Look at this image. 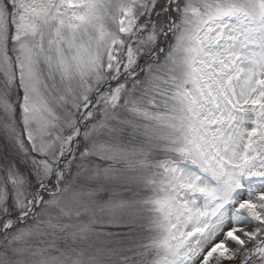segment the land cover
Here are the masks:
<instances>
[{"label": "snow or ice", "instance_id": "6c2138e0", "mask_svg": "<svg viewBox=\"0 0 264 264\" xmlns=\"http://www.w3.org/2000/svg\"><path fill=\"white\" fill-rule=\"evenodd\" d=\"M0 264H264V0H0Z\"/></svg>", "mask_w": 264, "mask_h": 264}]
</instances>
